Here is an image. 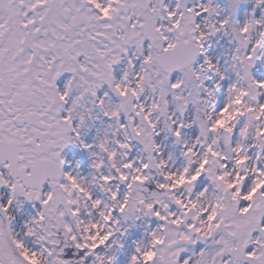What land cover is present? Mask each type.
Here are the masks:
<instances>
[{"label":"snow or ice","instance_id":"snow-or-ice-1","mask_svg":"<svg viewBox=\"0 0 264 264\" xmlns=\"http://www.w3.org/2000/svg\"><path fill=\"white\" fill-rule=\"evenodd\" d=\"M0 264H264V0H0Z\"/></svg>","mask_w":264,"mask_h":264}]
</instances>
